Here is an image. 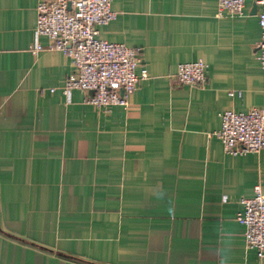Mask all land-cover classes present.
Segmentation results:
<instances>
[{"label": "crops", "instance_id": "0c3cea01", "mask_svg": "<svg viewBox=\"0 0 264 264\" xmlns=\"http://www.w3.org/2000/svg\"><path fill=\"white\" fill-rule=\"evenodd\" d=\"M43 1L0 0V264H264L237 221L264 194V147L235 155L216 136L224 111L264 110L259 0L242 15L110 0L99 37L140 49L149 76L109 111L63 94L75 67L36 37ZM196 61L207 81L181 84Z\"/></svg>", "mask_w": 264, "mask_h": 264}, {"label": "built area", "instance_id": "2783aa9c", "mask_svg": "<svg viewBox=\"0 0 264 264\" xmlns=\"http://www.w3.org/2000/svg\"><path fill=\"white\" fill-rule=\"evenodd\" d=\"M258 60L264 68V0H259ZM245 0H218V14L242 15ZM117 13L110 0H47L37 7L36 37L46 36L51 48L63 52L75 67L62 87L69 97L73 90L92 91L89 103L109 111L128 105L138 83L149 76L146 68L137 74L141 50L99 37V26L115 20ZM42 48L40 43L35 52ZM177 79L183 85H202L207 81L203 61L185 62L178 66ZM123 91L122 93L120 91ZM233 94V93H232ZM216 136L231 154L257 153L264 147V110L249 112L226 110L221 115V128ZM243 210L237 221L244 226L247 248L256 249L264 257V194L256 185L254 195L241 199Z\"/></svg>", "mask_w": 264, "mask_h": 264}, {"label": "water", "instance_id": "95a60500", "mask_svg": "<svg viewBox=\"0 0 264 264\" xmlns=\"http://www.w3.org/2000/svg\"><path fill=\"white\" fill-rule=\"evenodd\" d=\"M120 92L122 93L123 91L121 90Z\"/></svg>", "mask_w": 264, "mask_h": 264}]
</instances>
